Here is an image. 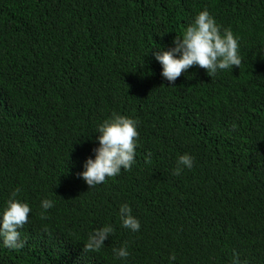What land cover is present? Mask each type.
Returning a JSON list of instances; mask_svg holds the SVG:
<instances>
[{
  "label": "trees",
  "instance_id": "trees-1",
  "mask_svg": "<svg viewBox=\"0 0 264 264\" xmlns=\"http://www.w3.org/2000/svg\"><path fill=\"white\" fill-rule=\"evenodd\" d=\"M207 8L239 35L240 67H190L173 84L153 52ZM264 0H0V208H31L0 264H264ZM139 121L135 163L94 188L77 173L96 127ZM189 153L194 167L172 174ZM55 201L42 216L40 201ZM130 205L139 232L122 227ZM115 231L84 252L92 229Z\"/></svg>",
  "mask_w": 264,
  "mask_h": 264
},
{
  "label": "clouds",
  "instance_id": "clouds-1",
  "mask_svg": "<svg viewBox=\"0 0 264 264\" xmlns=\"http://www.w3.org/2000/svg\"><path fill=\"white\" fill-rule=\"evenodd\" d=\"M239 35L234 34L230 27H223L217 23L207 8L199 11L181 37L177 35L171 47L167 50H157L152 54L161 65V76L173 84L182 72L192 66L205 69L209 76L217 74L218 70L240 67L242 60L239 54ZM264 53V47L261 49ZM139 121L131 117L113 113L96 127L98 146L93 149L94 156H90L83 163V170L77 176L91 188L101 185L107 177H114L122 170L128 171L135 163V150L138 146ZM194 157L189 153L181 154L175 161L173 175H180L185 169L194 167ZM19 188L0 208V246L16 250L24 247L26 241L21 239L18 229L22 228L29 219L31 208L27 202L17 198ZM55 206V201L43 198L40 201L41 215ZM118 218L120 227L136 233L141 224L132 214L129 204L119 206ZM112 224H104L94 228L83 242L84 252H100L105 248V241L114 233ZM116 260L127 262L130 252L129 245L124 242L119 247L112 248ZM177 256L172 252L168 256V264H175ZM232 264H247L238 255L233 256Z\"/></svg>",
  "mask_w": 264,
  "mask_h": 264
}]
</instances>
